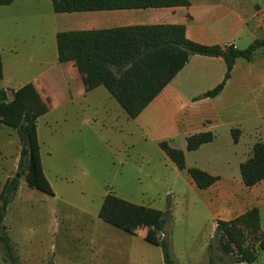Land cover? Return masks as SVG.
<instances>
[{
    "label": "rangeland",
    "instance_id": "1",
    "mask_svg": "<svg viewBox=\"0 0 264 264\" xmlns=\"http://www.w3.org/2000/svg\"><path fill=\"white\" fill-rule=\"evenodd\" d=\"M24 27L31 25L23 16L13 18L9 33L7 24H1L7 39L27 35ZM26 92H20L22 107L10 116L6 108L0 127V178L9 171L10 178L19 175L5 224L11 228L20 264H163L160 234L152 225L173 190L187 189L189 175L169 160L156 137L144 136L112 97L90 99L94 108L86 107L88 100L80 97L56 111L49 104L46 111ZM23 109L32 111L37 121L30 142L36 188L28 187L18 170L16 125ZM234 116L235 112L214 127L216 141L203 150L202 166H213L218 153H226L229 160L240 158L258 134H264L262 113L251 122ZM231 129L240 131L237 145ZM168 143L185 152L183 139ZM192 163L188 157L187 165ZM178 243L179 264H203V232L189 242L179 237ZM130 246L137 254L129 252Z\"/></svg>",
    "mask_w": 264,
    "mask_h": 264
},
{
    "label": "crops",
    "instance_id": "2",
    "mask_svg": "<svg viewBox=\"0 0 264 264\" xmlns=\"http://www.w3.org/2000/svg\"><path fill=\"white\" fill-rule=\"evenodd\" d=\"M189 2V7L63 14L54 12L51 0H13L10 5L0 6V57L3 72L0 90L7 91L8 102L13 101L17 95H22L20 92L23 90L35 93L36 101L46 111L51 108H48L49 104H53L52 109L56 111L80 97L88 100L89 104H85L88 108H94L90 99L95 97L109 101L111 95L92 75L88 63L84 60L69 64L58 62L56 35L60 32L184 25L185 35L189 40L207 46L233 45L236 50H244L255 41L264 40V0ZM20 16H23L24 23L31 25L23 28L27 35H11L7 39L2 34L1 24H7L9 33L13 18L15 20ZM225 70L221 57H190L186 66L133 120L135 126L145 132V137H156L158 143L183 139L186 169L198 168L218 177L212 186L200 190L189 176L191 181H188L186 190H173L172 220L165 231L169 235L175 264H179V237L189 242L203 232V250L206 254L203 264H207V246L216 221L232 220L252 207L259 209L264 233V180L252 187H246L240 175V165L251 156L252 145L255 143L236 160L227 159L224 152L216 154L211 167L202 166L200 160L203 150L211 146L216 137L211 143L204 144L195 151H186L188 136L205 131L212 132L217 123H222L223 118L233 112L234 117L240 116L243 122H251L262 113L264 121V47L257 49L249 61L238 58L222 92L214 98L206 97L209 91L222 82ZM46 104L48 106L44 107ZM240 111H248L250 115L244 116L239 114ZM2 125L0 121V127ZM256 141L264 142V134H258ZM16 152L18 153V149ZM188 157L194 160L192 165H187ZM9 172L0 178V192L10 178ZM10 206L11 204L7 212ZM165 208L166 206L160 209L161 212ZM5 220L6 216L4 225L15 244L11 228L7 227ZM129 239L131 243H136L132 234ZM128 250L137 254V249L133 250L132 246ZM146 254H149L148 250ZM0 264H5L1 257ZM253 264H264V252L260 253L258 261Z\"/></svg>",
    "mask_w": 264,
    "mask_h": 264
},
{
    "label": "trees",
    "instance_id": "3",
    "mask_svg": "<svg viewBox=\"0 0 264 264\" xmlns=\"http://www.w3.org/2000/svg\"><path fill=\"white\" fill-rule=\"evenodd\" d=\"M13 0H0V6L10 5ZM55 13L88 11L139 10L148 8L189 7V0H51ZM58 62L69 64L78 60L88 63L92 75L109 92L129 119H136L156 98L164 87L186 66L194 55L221 57L225 63V74L221 83L207 93L218 96L230 79L238 58L251 60L253 53L264 47V40H257L244 50L233 45L207 46L189 40L184 25L130 26L106 30L68 31L56 35ZM3 77L0 57V80ZM32 101L35 93L26 92ZM12 103L9 105L8 103ZM8 102L6 90H0V121L24 104L21 94ZM36 118L29 109L18 114L16 134L20 147L18 170L30 188L38 186L34 160L30 154V142L36 129ZM234 144L238 143L240 131L231 129ZM215 135L211 131L192 134L186 138V151H195L211 143ZM159 148L180 171L186 170L200 190L212 186L218 177L198 168L186 169L185 153L173 148L167 141L158 143ZM1 157V150H0ZM240 175L246 187L264 180V142L257 141L251 156L240 165ZM19 178H9L0 192V256L5 264H20L16 247L4 225L16 191ZM113 197L108 195V199ZM111 201V200H109ZM171 200L160 218L153 222L164 264H175L170 249L169 235L165 228L172 220ZM109 216V215H108ZM109 218V217H108ZM107 219V216H106ZM264 252V233L260 223V212L252 207L229 221L218 220L207 246V264H253Z\"/></svg>",
    "mask_w": 264,
    "mask_h": 264
},
{
    "label": "water",
    "instance_id": "4",
    "mask_svg": "<svg viewBox=\"0 0 264 264\" xmlns=\"http://www.w3.org/2000/svg\"><path fill=\"white\" fill-rule=\"evenodd\" d=\"M206 97H208V95H207V94H206ZM15 177H16V178H19V175H18V174H16V175H15Z\"/></svg>",
    "mask_w": 264,
    "mask_h": 264
},
{
    "label": "built area",
    "instance_id": "5",
    "mask_svg": "<svg viewBox=\"0 0 264 264\" xmlns=\"http://www.w3.org/2000/svg\"><path fill=\"white\" fill-rule=\"evenodd\" d=\"M228 46V45H227Z\"/></svg>",
    "mask_w": 264,
    "mask_h": 264
}]
</instances>
